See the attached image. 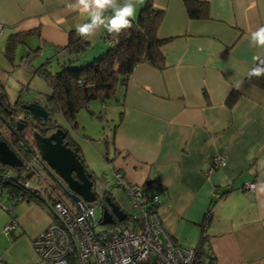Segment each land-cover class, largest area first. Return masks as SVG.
<instances>
[{"label": "crops", "instance_id": "obj_1", "mask_svg": "<svg viewBox=\"0 0 264 264\" xmlns=\"http://www.w3.org/2000/svg\"><path fill=\"white\" fill-rule=\"evenodd\" d=\"M203 1L209 15L195 19L186 15L184 0H152L164 12L157 35L171 37L161 46L163 66L136 64L127 84L114 90V102H100L104 113L122 110L111 126V150L104 139L111 154L103 157L129 182L160 186L156 211L163 228L181 246L197 247L202 238V264L211 257L212 264H264V90L245 79L264 56L249 35L264 25V0ZM87 19L65 0H0V84L17 65L18 47V65L33 74L32 61L66 45L69 31ZM19 31L29 33L9 62L5 42ZM104 36L100 29L84 54L103 50ZM241 80L229 107L226 97ZM217 155L223 160L214 166ZM249 183L252 191L244 189ZM23 202L9 213L17 222L10 234L0 210V264H53L42 262L32 243L52 216L43 205Z\"/></svg>", "mask_w": 264, "mask_h": 264}, {"label": "trees", "instance_id": "obj_2", "mask_svg": "<svg viewBox=\"0 0 264 264\" xmlns=\"http://www.w3.org/2000/svg\"><path fill=\"white\" fill-rule=\"evenodd\" d=\"M183 3L185 5L186 15H188L189 18H203L209 15V4L206 1L184 0ZM143 4L137 16L132 20L131 28L122 30L119 34L108 33L105 30L104 49L93 56L86 58L82 55L90 48L91 44L89 43V39L78 36L75 29L69 31L66 45L53 46V55L63 59L64 67L51 71L47 67L49 63V59H47L33 68V74L41 77L49 88L41 103L48 112L47 118L45 120L39 119L35 121L31 118L29 112L21 107L22 100L17 99L15 103H12L13 105L18 104V110L26 113L28 118L26 127L31 126L33 130H39L41 133L48 132L51 129L54 130L57 127L69 130L60 125L55 119V113L59 112L64 121L75 128L77 127L76 115L78 111L84 107L93 114L88 103L93 100H99L102 103L108 102V100L114 96V90L117 85L125 86L127 84L136 64L148 62L158 68L163 66L164 56L163 52H161V46L171 37H159L156 27L160 24L164 12L162 9L156 8L152 4V0H146ZM28 33L29 32L19 31L7 36L4 46V55L8 57V59L12 58L13 50L17 43L23 42ZM34 51H36V49ZM262 60H264V56H258V58L254 60L255 62L251 68ZM73 62H79L81 64L73 65ZM245 79L252 85L264 90V76L248 79L245 75ZM238 96L239 91L233 88L226 97V105L231 107ZM0 99L8 101L7 94L1 84ZM121 113L122 110L117 114L118 121L112 127L119 124L122 118ZM0 124L9 128V125L5 122H1V120ZM10 129L11 128H9V130ZM16 132L17 133L13 131L11 133L9 132L7 138L0 135V140H6L10 148L13 149L17 156L23 161V164L19 167H11L3 163L0 165V185L5 188L6 193L3 199L11 201L12 208L20 201L36 202L46 207L52 216V220H55L56 215L53 211L52 203L58 199L64 202L65 200L51 185L47 186L46 198L41 193L40 189L30 185L28 178L34 171L36 172V169L30 163L29 158L33 155L39 161L40 157L36 152L35 145L32 144L31 140L27 137L25 130L22 128ZM68 145L80 159L86 174L95 182L94 172L85 165L83 153H81L82 151L77 142L71 138ZM104 159L110 163L107 157ZM43 164L42 166L44 167ZM56 178L58 177L56 176ZM25 182H28V184L25 185ZM60 182L62 181L60 180ZM142 187L146 193H144V200L141 205L150 209H156L159 203L157 204L152 201L151 193L152 191L158 193L160 186L155 184L152 180H146L142 184ZM59 188H61L60 185ZM61 191L63 193L62 188ZM106 194L111 197V200L114 199L110 191L105 190L104 196ZM65 203L73 211H77L75 203L70 200V204L67 202ZM88 204L90 205V202ZM103 207L107 208L105 201ZM123 210V212L126 213L125 219L122 221L115 220L113 224L117 226L120 224L135 225L136 220L134 214L127 212L125 209ZM10 211L11 210L8 212ZM10 217L15 219L14 215H10ZM10 232L8 234H10ZM200 244H202V238L198 241L197 248H199ZM213 260L214 258L211 257L207 264H212Z\"/></svg>", "mask_w": 264, "mask_h": 264}, {"label": "built area", "instance_id": "obj_3", "mask_svg": "<svg viewBox=\"0 0 264 264\" xmlns=\"http://www.w3.org/2000/svg\"><path fill=\"white\" fill-rule=\"evenodd\" d=\"M212 160L218 166L223 159L217 155ZM107 164L115 185L123 189L129 208L136 210L135 225L120 224L96 231L101 216L94 220L91 213L94 207L88 201L79 199L75 203L77 211H73L58 199L52 203L56 219L32 241L40 260L53 264H202L197 247L181 246L163 228L157 209L141 205L146 193L142 184L129 182L119 169ZM244 189L252 191L254 183ZM5 194V188L0 185V206L9 211L12 204L3 201ZM151 194L152 201L158 204V194L153 191ZM103 199V193L98 194L100 212L104 209ZM16 227V220L10 217L3 232L8 234Z\"/></svg>", "mask_w": 264, "mask_h": 264}, {"label": "rangeland", "instance_id": "obj_4", "mask_svg": "<svg viewBox=\"0 0 264 264\" xmlns=\"http://www.w3.org/2000/svg\"><path fill=\"white\" fill-rule=\"evenodd\" d=\"M21 47V46H20ZM19 47L17 48L14 56V62L17 63L13 68L14 70L5 74L3 84L4 91L7 94L8 100L12 103H15L17 99L22 100V103L37 101L42 103V99L45 96V93L49 90L46 82L39 76L31 73V69L28 66H20L18 65L19 58ZM84 57H88L86 54H82ZM49 59V63L47 67L51 71H55L64 67V61L62 58L54 56L52 53H42L38 58L32 61L33 66H37L42 62ZM9 61V59H7ZM10 62V61H9ZM79 62H73V65H80ZM12 68V69H13ZM27 70H30L29 72ZM22 72V74L20 73ZM32 74V75H31ZM24 83V84H22ZM48 88V89H47ZM19 96V97H18ZM113 98L109 99V103ZM101 101L93 100L89 104V107L92 109L93 114H91L87 108H81L77 115V127L70 126L67 122L64 121L61 114L59 112L55 113V119L57 122L68 128L71 136L77 142L78 146L81 149V153H84L87 159V165H89L90 169L94 172L95 177V190L97 193L101 194V192L108 190L112 193L113 200L118 203V205L127 210L132 214H135L136 210L130 209L129 203L125 199V195L123 189L120 186L115 185L113 176H111V170L109 168L108 162L104 159V155L110 153L111 151H107L106 149V140H109L110 150H111V141L109 138L111 126H113L114 121L117 120L116 114H118V110L113 107H107L104 111L101 108ZM107 102V103H108ZM18 108V104H15ZM103 111V112H102ZM20 112V110H19ZM23 124V121H20ZM58 128V127H57ZM23 129L26 132L27 137L31 140V143L34 144L32 132L34 131L31 126ZM1 135L4 137L9 136V132L4 125L0 124ZM39 132V130H37ZM41 133V132H40ZM42 134V133H41ZM109 155V154H108ZM30 163L36 169L31 176L28 178L31 186L38 188L41 190V193L46 198L47 186H53L58 194H60L65 202L69 203L68 198L62 193L61 188H59V183L52 177L48 170L42 166V164L35 158L33 155L29 158ZM60 189V190H59ZM5 203H7L6 199H3ZM25 202L20 201L16 205H23ZM90 205L93 206L92 217L94 220H97L100 215V208L98 202L93 200L90 202ZM16 206V209L18 208ZM1 212L5 213L7 216V221L10 219V215H12L15 211V207L12 208L10 212H6L0 206ZM0 212V214H1ZM12 214H9L11 213ZM26 217L28 215L27 209H24ZM25 217V218H26ZM111 226H117L116 224H97L95 230L101 229H109Z\"/></svg>", "mask_w": 264, "mask_h": 264}, {"label": "water", "instance_id": "obj_5", "mask_svg": "<svg viewBox=\"0 0 264 264\" xmlns=\"http://www.w3.org/2000/svg\"><path fill=\"white\" fill-rule=\"evenodd\" d=\"M21 107L27 110L31 118L35 121L47 118L48 112L44 106L35 101L21 103ZM17 129H22L24 124L16 122ZM35 148L38 150L39 161L44 165L50 175L58 181L65 196L73 203L79 199L92 202L97 199L95 182L89 177L80 159L70 148L68 142L73 138L70 131L58 127L48 135H43L37 130L32 132ZM31 151V149H30ZM0 162L11 167H19L22 160L16 155L6 140H0ZM56 176L58 178H56ZM104 195V191L101 192ZM103 201L106 207L100 213V224H113L115 220L122 221L126 217L118 203L111 200L109 195H105Z\"/></svg>", "mask_w": 264, "mask_h": 264}, {"label": "clouds", "instance_id": "obj_6", "mask_svg": "<svg viewBox=\"0 0 264 264\" xmlns=\"http://www.w3.org/2000/svg\"><path fill=\"white\" fill-rule=\"evenodd\" d=\"M65 2L69 9L87 14V21L76 24L75 30L78 36L91 39L99 33L100 29L119 34L122 30L131 28L136 14V5L143 3V0H123L122 3L121 0H74V3L65 0ZM109 12L110 15L107 14ZM249 35L253 46L264 49V25L251 31ZM246 76L248 79L264 76V60L250 68ZM242 84V80L236 83L237 90ZM261 191H264V187Z\"/></svg>", "mask_w": 264, "mask_h": 264}, {"label": "flooded vegetation", "instance_id": "obj_7", "mask_svg": "<svg viewBox=\"0 0 264 264\" xmlns=\"http://www.w3.org/2000/svg\"><path fill=\"white\" fill-rule=\"evenodd\" d=\"M0 120L1 122H5L9 125V128H11L9 130V128H7L9 130V132L11 133L12 131L17 133V124L16 122H20L23 121V127L26 128L27 125V115L26 113H24L23 111L18 110V107L16 105H13L12 102L10 101H4L0 99ZM53 130H49L48 132H43V135H48L50 132H52ZM35 144V143H34ZM36 152L38 153V150L36 149ZM39 156V153H38ZM40 157V156H39Z\"/></svg>", "mask_w": 264, "mask_h": 264}]
</instances>
